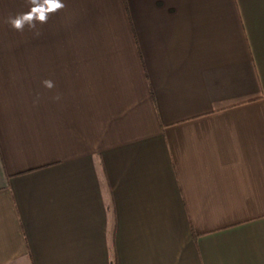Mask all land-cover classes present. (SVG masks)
I'll use <instances>...</instances> for the list:
<instances>
[{
    "label": "crops",
    "instance_id": "obj_1",
    "mask_svg": "<svg viewBox=\"0 0 264 264\" xmlns=\"http://www.w3.org/2000/svg\"><path fill=\"white\" fill-rule=\"evenodd\" d=\"M59 2L0 0V264H264V0Z\"/></svg>",
    "mask_w": 264,
    "mask_h": 264
},
{
    "label": "clouds",
    "instance_id": "obj_2",
    "mask_svg": "<svg viewBox=\"0 0 264 264\" xmlns=\"http://www.w3.org/2000/svg\"><path fill=\"white\" fill-rule=\"evenodd\" d=\"M47 3H50V8L47 9L48 11L51 10H55L59 7H62V4H60L59 0H55V2H53V0H46ZM36 9H33L32 12L29 13H25L23 15H18L16 17H10L9 18V23L11 24V26L16 29V30H22L24 27V24L26 22H29L33 19V17L36 14ZM38 19L41 21L45 20V15H44V10H40V14L38 16ZM45 85L49 88H51L53 86L51 81H44Z\"/></svg>",
    "mask_w": 264,
    "mask_h": 264
}]
</instances>
